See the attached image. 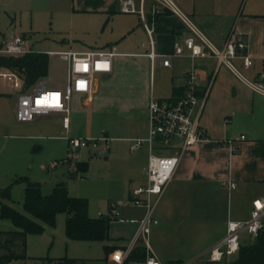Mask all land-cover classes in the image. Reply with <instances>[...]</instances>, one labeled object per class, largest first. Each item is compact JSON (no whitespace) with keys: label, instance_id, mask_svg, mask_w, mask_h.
Instances as JSON below:
<instances>
[{"label":"crops","instance_id":"1","mask_svg":"<svg viewBox=\"0 0 264 264\" xmlns=\"http://www.w3.org/2000/svg\"><path fill=\"white\" fill-rule=\"evenodd\" d=\"M129 1L133 5L128 4ZM174 1L218 48L224 47L232 30L242 34L248 42V52L254 58V66L246 69L240 59H236L234 63L248 80H258L264 67V0ZM133 7L135 11H127ZM73 12L99 15L107 19L106 23H111L116 35L110 41L73 52L108 51L115 48L118 55L113 60V71L96 78L92 95L75 94L72 97L69 128L64 127L62 114L40 116L33 122L24 123L25 126L44 130L49 138L60 139L69 148V137H92L72 130L73 116L79 114V109L81 115L90 117L110 114L111 120L115 118L120 125L115 128L134 134L114 139L128 142L132 157L145 154L142 180L131 181L129 184L130 200L133 191L146 184L144 168L149 158L146 148L132 152L130 139L147 135L148 106L151 99H176L183 95L187 73L194 65L199 76L200 98L206 97L200 126L210 141L200 142L182 155L171 181L156 204L154 216L159 223L152 227L148 239L152 253L164 264H189L196 260V251L178 248L173 241L202 236L210 242L205 250L209 259V249L225 237L228 222L248 220L253 202L264 199V96L254 92L213 57H198L193 60L188 50H185L182 57H174L175 44L183 43L190 36V31L178 16L157 0H73ZM148 29H153L155 52L172 55L169 67L163 66L161 62L153 65L147 57L153 49ZM132 38L134 40L130 49L120 52L119 49L126 47ZM7 42L10 41L2 40L0 49ZM26 47L30 52L35 51L34 46L29 47L27 41ZM157 69L160 70L158 74ZM4 71L8 73V70ZM42 83L46 84V80L35 87ZM66 83L55 89H63ZM4 97L7 96H0V102ZM17 97L12 108L15 117ZM41 117H50L51 124L43 122ZM2 128L0 123V131ZM241 136H244L243 140L240 139ZM226 140L234 141L237 152L233 153L228 147L218 143ZM94 153L96 156L104 154ZM84 175L86 174L82 173ZM126 206L139 209V216L125 217L117 207L113 208L116 211L114 219L110 217L111 212H101L112 220L110 240L101 243L107 254L104 264H116L112 260V254L128 248L138 232L140 221L146 216V207L129 203ZM101 214L99 213V217ZM114 220L131 225L130 232L118 238L113 237ZM48 230L51 233V229ZM244 235L248 239L244 244L241 240V247L255 241L247 233ZM140 244L143 246L140 241L136 247ZM237 255L226 264L235 260ZM82 260L86 264V260ZM136 260L129 259L125 264H134Z\"/></svg>","mask_w":264,"mask_h":264},{"label":"rangeland","instance_id":"2","mask_svg":"<svg viewBox=\"0 0 264 264\" xmlns=\"http://www.w3.org/2000/svg\"><path fill=\"white\" fill-rule=\"evenodd\" d=\"M106 21L99 15L73 12V0H0V42L4 39L12 41L21 35L29 47L34 46L35 51L47 54L50 51H84L110 41L116 31L113 32L111 23ZM133 40L119 51H128ZM49 58V76L39 82L46 80L48 88H61L67 80L68 63L59 55H49ZM2 73H5L4 69L0 70ZM156 73L160 70L157 69ZM25 92L24 84L16 87L13 77L0 76V96H7L0 102V123L3 126L0 131V202L24 213L29 181L38 182L44 195H49L57 182L62 181L67 184L71 197L88 201L92 218H99L101 212L115 211L113 206L125 217L139 216V209L126 204L130 182L143 178L145 154L132 157L129 143L114 139L134 134L115 128L120 125L115 118L111 120L110 114L90 117L81 115L79 109V114L73 116L74 132L95 138L108 134L112 141L109 152L100 156L90 149L70 152L64 141L49 138L44 130L30 129L17 122L12 114L14 99ZM49 118L41 117L43 122L51 124ZM77 161L86 164L84 171L79 170ZM82 173L86 175L82 176ZM5 191H9L8 197L4 195ZM67 218L66 213H60L51 233L30 234L26 240V258L10 264H59L63 258L85 259L86 264H104L107 254L101 243L68 239ZM129 226L114 220L113 237L128 234ZM12 229L14 225L10 220L0 218V231ZM247 239L248 236L244 235L242 243H247ZM174 243L178 248L196 251V260L189 264H206L205 250L210 242L202 236Z\"/></svg>","mask_w":264,"mask_h":264},{"label":"built area","instance_id":"3","mask_svg":"<svg viewBox=\"0 0 264 264\" xmlns=\"http://www.w3.org/2000/svg\"><path fill=\"white\" fill-rule=\"evenodd\" d=\"M162 6L172 11L187 26L190 36L183 43H176L174 57H182L185 50L190 57H213L219 65L228 67L238 78L243 80L254 92L264 96V67L257 81L248 80L237 68L234 61L240 59L244 68L254 66V58L248 52V42L242 34L234 30L230 33L223 48L216 47L208 37L196 26L192 20L180 9L174 0H157ZM128 4L133 5L132 1ZM135 11L134 7L131 10ZM142 13V12H140ZM153 48L147 57L153 65L158 62L169 67L172 55L159 54L154 50L152 39L153 29H148ZM30 50L26 47V40L16 36L0 49L1 55L22 58ZM48 55L61 56L68 63L67 83L63 89L48 88L45 83L20 94L17 97L16 120L20 123L33 122L37 117L51 114H62L63 125L70 127L71 100L75 94L90 96L94 90L96 78L99 75L109 74L113 71V60L118 55L116 49L108 51H58L49 52ZM3 78L13 77L15 86L23 84L22 79L14 72L0 74ZM39 102V103H38ZM206 97L199 95V76L193 65L187 73L184 93L176 99H151L148 106V133L144 137L130 139L131 151L135 152L146 148L149 152L148 163L144 168L146 184L136 188L133 196L127 203L135 206H144L146 216L140 221L138 232L126 250H117L112 254L116 264H125L132 251L141 241L146 249V257L136 260L134 264H164L151 251L149 235L152 227L159 223L154 216L156 204L163 196L171 181L182 155L190 147L207 142L210 139L200 126V119L205 107ZM241 140L244 136L240 137ZM69 151L77 153L82 149H91L98 153H108L112 139L101 137H69ZM179 143V145H178ZM221 146L228 147L233 153L237 147L233 140L219 141ZM174 151V153H172ZM232 187H235L231 184ZM115 208V206H113ZM103 215L101 214L100 217ZM116 211L110 213L114 218ZM247 233L252 240H256L264 233V199L253 202L251 217L245 221H229L225 237L212 246L208 251V264H226L236 256L241 248L243 234Z\"/></svg>","mask_w":264,"mask_h":264},{"label":"trees","instance_id":"4","mask_svg":"<svg viewBox=\"0 0 264 264\" xmlns=\"http://www.w3.org/2000/svg\"><path fill=\"white\" fill-rule=\"evenodd\" d=\"M0 69L16 73L23 81L24 90L29 91L39 81L46 79L50 71V58L47 53L29 52L22 58L0 54ZM84 171L86 164H77ZM25 212L0 202V218L10 220L14 230L0 231V264L25 259L26 240L30 234H40L45 228L52 229L60 213L68 215L66 235L68 239L83 242L106 243L110 240L111 218L89 216V203L85 199L69 195L67 184L59 182L49 195L42 193L41 185L29 181L26 187ZM9 196V191L4 192ZM107 248V247H106ZM146 257L145 246L134 248L130 259L142 260ZM59 264H85L82 259L63 258ZM230 264H264V233L240 251Z\"/></svg>","mask_w":264,"mask_h":264},{"label":"water","instance_id":"5","mask_svg":"<svg viewBox=\"0 0 264 264\" xmlns=\"http://www.w3.org/2000/svg\"><path fill=\"white\" fill-rule=\"evenodd\" d=\"M98 155V154H97ZM45 232L50 233V231L48 230V228H45Z\"/></svg>","mask_w":264,"mask_h":264},{"label":"snow or ice","instance_id":"6","mask_svg":"<svg viewBox=\"0 0 264 264\" xmlns=\"http://www.w3.org/2000/svg\"><path fill=\"white\" fill-rule=\"evenodd\" d=\"M39 103V102H38Z\"/></svg>","mask_w":264,"mask_h":264}]
</instances>
